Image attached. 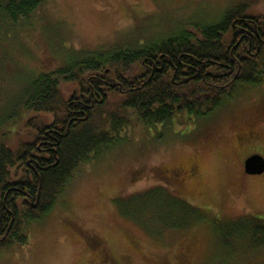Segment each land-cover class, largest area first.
Here are the masks:
<instances>
[{
    "label": "rangeland",
    "instance_id": "rangeland-1",
    "mask_svg": "<svg viewBox=\"0 0 264 264\" xmlns=\"http://www.w3.org/2000/svg\"><path fill=\"white\" fill-rule=\"evenodd\" d=\"M239 2L264 14V0H44V26L0 40V141L14 147L30 139L22 117L8 119V109L35 74L88 53L165 38L179 24L209 21ZM259 85L258 95L223 108L215 123V112L184 113L166 124L130 115L111 145L77 167L53 208L25 227V243L0 251V264H264V244L250 248L243 228H231L245 215L264 222V172L242 169L247 156L264 157V140L239 145L233 137L242 117L264 128V81ZM190 156L201 162L197 187L151 188L157 166ZM154 189L182 195L192 208L156 197L133 200Z\"/></svg>",
    "mask_w": 264,
    "mask_h": 264
},
{
    "label": "trees",
    "instance_id": "trees-1",
    "mask_svg": "<svg viewBox=\"0 0 264 264\" xmlns=\"http://www.w3.org/2000/svg\"><path fill=\"white\" fill-rule=\"evenodd\" d=\"M43 6L44 0H0V40L7 32L44 26ZM207 19L188 20L189 27L179 24L180 30L165 38L88 53L33 76L16 106L8 109V119L22 117L23 126L31 131L30 139L14 147L0 141V251L13 242L25 243V227L53 208L77 167L111 145L130 115L144 124H166L184 113L201 118L214 112L225 97L208 82H213V75L216 82H225L237 70L236 64L225 67L236 40L233 21L250 30L233 50L238 58L249 50L238 74H244L247 83L264 77V14L256 15L239 2ZM154 62L162 70L150 75ZM181 68L192 75L182 85L177 82ZM106 82L115 86L107 87ZM81 104L85 107L78 112ZM24 197L36 206L25 203ZM148 197L191 207L165 189L148 191L133 200ZM242 218L245 221L232 223L231 228H243L250 248L263 245L264 222L249 215Z\"/></svg>",
    "mask_w": 264,
    "mask_h": 264
},
{
    "label": "flooded vegetation",
    "instance_id": "flooded-vegetation-1",
    "mask_svg": "<svg viewBox=\"0 0 264 264\" xmlns=\"http://www.w3.org/2000/svg\"><path fill=\"white\" fill-rule=\"evenodd\" d=\"M232 28L235 29V32H233V35L236 38V40L234 41V43L232 44V48L230 49V63L225 64V67L228 68L229 66H231L230 64H236L237 70L234 73H231V75H229V79L226 80L225 82H222V81L221 83L216 82L217 81L216 75H213L214 80L212 83L208 82V85L216 89L217 92L222 93L223 96L225 97L224 100L221 102L220 106L214 110L215 113L213 112L215 114L213 116L214 123L220 117L217 113L222 111L223 108H229V109L234 108L236 104L238 105L241 102H245L243 101L245 100L243 97L247 96L248 94L252 92H255L254 94L258 95L259 92H261L263 89V86L262 85L260 86L259 84L262 81H264V78H262L260 82H257V83H247L245 79V75L241 74L240 76L238 74V71L242 67L241 61L242 59L243 60L247 59L246 55L247 53H249V50L246 51V55L243 56V58H238L237 56L238 54H234L233 50L237 49L238 44L242 40H244V38H247L248 37L247 35H250V30L248 29V27H246V24L239 25V24H236V21L232 22ZM149 70H150V75L155 73V71L160 72L162 70V65L160 66V68L158 66L156 67V62H154L152 66H150ZM230 72H231V69L229 70L228 73ZM186 74H187V70H185L184 68H181V73L179 75L180 79L179 81H177L181 83V85L185 81L189 80V78L192 77V75H186ZM106 85L107 87H112V86H115V83L106 82ZM99 90L101 89H97L98 92ZM260 101H262L261 104L263 105V102H264L263 96ZM77 107L79 108L78 112H82V109L85 106L81 104ZM260 117H263V118H260V121L264 123V116L261 115ZM172 121L174 120L172 119ZM239 125L241 126L238 128V130L233 135V137L235 138V142L237 144L239 145H242L243 143L248 144L249 142L260 140L261 138L262 140H264V128L262 129V131H259L255 123L252 122L250 124L247 122V119H243V117ZM30 161L31 160H27L26 165L32 168L33 165L32 163H30ZM201 169H202L201 162L195 156H190L189 158H187V160L175 163L170 166H165L163 163H161L153 171L155 178L158 180V185L151 186V188L153 187L154 188H178L177 190L179 191V188L184 187L185 184L186 185L189 184L191 186L193 185V187L195 186L197 187L200 184V181L202 179ZM242 169L244 171V161L242 164ZM181 198L186 199V197L182 195H181ZM24 199L25 197L23 198V200ZM24 202L30 205L29 203L30 201L24 200ZM193 202L198 203L196 201H193ZM95 245L97 246L98 243L96 242L93 243V246L96 248Z\"/></svg>",
    "mask_w": 264,
    "mask_h": 264
},
{
    "label": "water",
    "instance_id": "water-1",
    "mask_svg": "<svg viewBox=\"0 0 264 264\" xmlns=\"http://www.w3.org/2000/svg\"><path fill=\"white\" fill-rule=\"evenodd\" d=\"M244 171L247 174H261L264 172V157L254 153L247 156L244 160ZM27 201V199H24ZM31 207H35L36 203L29 202Z\"/></svg>",
    "mask_w": 264,
    "mask_h": 264
}]
</instances>
